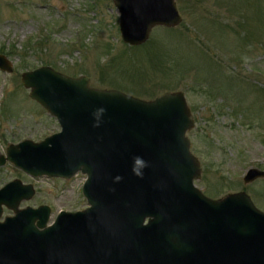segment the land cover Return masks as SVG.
Instances as JSON below:
<instances>
[{
	"label": "water",
	"instance_id": "water-1",
	"mask_svg": "<svg viewBox=\"0 0 264 264\" xmlns=\"http://www.w3.org/2000/svg\"><path fill=\"white\" fill-rule=\"evenodd\" d=\"M125 43H145L156 26L183 22L176 0H113ZM0 68L12 62L0 53ZM30 97L61 125L0 154L33 177L86 175L87 208H20L36 194L15 179L0 188V264H264V211L245 191L214 199L195 181L201 166L188 131L195 125L182 91L145 100L91 86L50 65L22 74ZM264 178L249 168L246 183ZM14 215L1 220L4 207ZM51 224V225H50Z\"/></svg>",
	"mask_w": 264,
	"mask_h": 264
},
{
	"label": "rangeland",
	"instance_id": "rangeland-1",
	"mask_svg": "<svg viewBox=\"0 0 264 264\" xmlns=\"http://www.w3.org/2000/svg\"><path fill=\"white\" fill-rule=\"evenodd\" d=\"M183 22L156 26L138 46L124 42L113 0H0V154L25 139L39 142L61 125L30 97L22 74L43 65L91 86L153 100L184 92L195 125L187 133L201 166L195 181L219 199L245 191L264 211V178L246 183L251 167L264 170V0H176ZM20 179L36 194L20 208H87L86 175L33 177L14 163L0 167V188ZM14 215L4 207L1 220Z\"/></svg>",
	"mask_w": 264,
	"mask_h": 264
}]
</instances>
